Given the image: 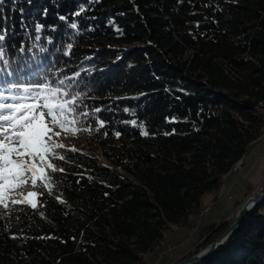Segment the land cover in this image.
Here are the masks:
<instances>
[{
	"label": "trees",
	"instance_id": "16d2710c",
	"mask_svg": "<svg viewBox=\"0 0 264 264\" xmlns=\"http://www.w3.org/2000/svg\"><path fill=\"white\" fill-rule=\"evenodd\" d=\"M0 37V96L65 104L82 140L35 209L0 206V264H145L264 134V0H3ZM190 264H264V198Z\"/></svg>",
	"mask_w": 264,
	"mask_h": 264
},
{
	"label": "snow or ice",
	"instance_id": "6c2138e0",
	"mask_svg": "<svg viewBox=\"0 0 264 264\" xmlns=\"http://www.w3.org/2000/svg\"><path fill=\"white\" fill-rule=\"evenodd\" d=\"M0 3H3V0H0ZM41 107L47 111H37ZM21 110L24 115L19 117L15 113L0 116V120L12 122L3 128L4 133L11 130V135L0 139V206L5 209L8 208V200H11L12 204H28L34 209L38 206L37 197L43 193L33 189L38 186V182L39 186L48 188L51 184L49 172L63 171L49 159L55 149L64 147L53 139L54 136L60 135L59 132H54L53 128L59 127L63 130L68 123H74L65 119L66 105L63 103L45 102L41 105L37 101ZM57 158L64 159L63 156ZM25 190L27 195L24 194ZM13 194L22 198H12Z\"/></svg>",
	"mask_w": 264,
	"mask_h": 264
},
{
	"label": "rangeland",
	"instance_id": "374dc122",
	"mask_svg": "<svg viewBox=\"0 0 264 264\" xmlns=\"http://www.w3.org/2000/svg\"><path fill=\"white\" fill-rule=\"evenodd\" d=\"M2 89L4 93L0 96V116H10L15 113V115L19 117L24 115V112L21 109H26L27 106L34 105L37 101L41 105L47 102L42 101L43 98L38 97L35 100H29L26 97L17 98L13 95H9V92H5V86ZM8 105H11L12 107H7ZM37 111L46 112L47 109L41 107ZM11 123V121L0 120V139H3L5 135H11V130H9L8 133L3 132V128L8 127ZM53 131L60 133L59 136H54L53 139L62 145H75L82 142V140L74 134L69 123L63 130L59 127H55L53 128ZM53 155H55V153L49 156L51 162ZM237 164L239 167L232 169L226 174L219 189L203 194L201 206L211 200L214 201L210 212L205 215V217H201L199 221L195 220V216L197 215V212L200 209L199 208L193 217L195 225L190 228L178 225L172 226V229L169 231L167 236L166 247L157 253V257H162L161 260H163L164 264L174 263L194 245V241L198 237L197 229L199 222L200 224L206 222L218 224L223 219L229 218V215L240 206L242 200H244L248 195L254 194L257 189L263 185L264 134L249 144L242 161H239ZM24 194L27 195V191H25ZM12 198L20 199L22 197H17L13 194ZM236 203L238 204L236 205ZM168 245H175V247L170 252H167L166 248ZM157 257L154 259L147 258L145 264H159Z\"/></svg>",
	"mask_w": 264,
	"mask_h": 264
},
{
	"label": "water",
	"instance_id": "95a60500",
	"mask_svg": "<svg viewBox=\"0 0 264 264\" xmlns=\"http://www.w3.org/2000/svg\"><path fill=\"white\" fill-rule=\"evenodd\" d=\"M263 198L264 183L254 194H250L244 200H242L240 206L229 215V219L231 220L229 225L223 229L208 245L185 258L176 260L172 264H190L202 260L230 235L246 212L259 203Z\"/></svg>",
	"mask_w": 264,
	"mask_h": 264
},
{
	"label": "bare ground",
	"instance_id": "6f19581e",
	"mask_svg": "<svg viewBox=\"0 0 264 264\" xmlns=\"http://www.w3.org/2000/svg\"><path fill=\"white\" fill-rule=\"evenodd\" d=\"M237 163H238V162H237ZM237 163L233 166L232 169H236L237 167H239V166H237V165H238ZM213 202H214V201L211 200V201H209L208 203L203 204V205L200 207L199 211L197 212V215L195 216V220H196V221H199V219L202 217V210H205L207 207L211 206V204H212ZM168 246H170V245H168ZM168 246H167V248H166V251L168 250Z\"/></svg>",
	"mask_w": 264,
	"mask_h": 264
},
{
	"label": "built area",
	"instance_id": "2783aa9c",
	"mask_svg": "<svg viewBox=\"0 0 264 264\" xmlns=\"http://www.w3.org/2000/svg\"><path fill=\"white\" fill-rule=\"evenodd\" d=\"M213 204H214V202L211 204V206L207 207L205 210H202V218L205 217V215H207L210 212ZM174 247H175V245L168 246L167 252H170Z\"/></svg>",
	"mask_w": 264,
	"mask_h": 264
}]
</instances>
